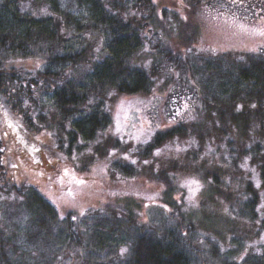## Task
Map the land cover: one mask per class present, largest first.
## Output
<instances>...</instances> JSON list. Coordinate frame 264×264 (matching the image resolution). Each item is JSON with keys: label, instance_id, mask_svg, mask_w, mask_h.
<instances>
[{"label": "trees", "instance_id": "obj_1", "mask_svg": "<svg viewBox=\"0 0 264 264\" xmlns=\"http://www.w3.org/2000/svg\"><path fill=\"white\" fill-rule=\"evenodd\" d=\"M45 1L52 12L35 16L11 0H0V115L13 125L15 139L26 151H33L29 146L33 142L37 143L36 150H51L35 135L43 128L56 131L52 133L54 148L65 150L68 156L73 150L82 151L78 159L83 164L76 165L80 169H86L96 156L114 150L111 153L118 155L113 164L119 173L163 183L158 200L161 207L142 220L140 213L126 203L121 207L89 208L73 219L71 213L60 215L35 186L4 182L0 189L15 191L17 200L30 212V224L18 238V233L7 232L0 223V264H264V243L259 251L241 256V244L221 251L216 240L199 233L210 225L195 223V215L175 199L176 185L169 168H152L146 163L155 149L175 133L189 131L198 139L213 136L209 133L220 134V139L228 143L233 130L246 135L249 121L263 122L262 51L192 54L164 46L158 49L163 60L154 57L147 68L133 63L131 57L142 48L147 23L158 19L152 0L129 1L127 7L139 9L144 16L123 11L125 5H118L116 0H79L86 7L85 16L61 9L56 0ZM208 2L226 15L264 20V0ZM12 57H37L42 64L35 68L15 66L7 63ZM169 68L176 73L169 78L173 82L166 97L168 106L202 111L203 116L213 119L211 125L202 118L186 128L185 123L175 120L132 152L121 138L106 133L101 140L111 123L103 98L106 93L145 92L154 75ZM91 100L94 103L90 108ZM46 102L50 108L43 112ZM12 114L18 115V121ZM47 116L51 118L45 122ZM263 126L259 123L257 127ZM258 143L238 153L247 156L252 152L261 162L263 147ZM229 149L222 161H232L237 151ZM126 154H132L135 161L127 160ZM136 165L141 166L140 171ZM216 166L205 173L214 189L206 191V198L219 192L224 178L219 164ZM2 173L4 170L0 176ZM255 198L246 208H252Z\"/></svg>", "mask_w": 264, "mask_h": 264}, {"label": "rangeland", "instance_id": "obj_2", "mask_svg": "<svg viewBox=\"0 0 264 264\" xmlns=\"http://www.w3.org/2000/svg\"><path fill=\"white\" fill-rule=\"evenodd\" d=\"M11 1L35 16H45L52 12L51 5L45 0ZM116 1L118 5H125L123 11L144 16V12L139 9L127 7L130 0ZM56 2L58 7L77 16L86 15V7L79 0ZM152 2L158 19H153L151 24L147 23L148 27L143 34H148L141 50L131 57L133 63L148 68L154 57L155 60H163L158 49L164 46L173 51H191L192 54L258 50L264 54V20L226 15L208 0ZM7 63L35 68L40 67L42 61L37 57H12ZM175 73L174 68H169L154 75L151 86L145 92L125 94L109 90L103 98L107 103L111 123L101 140L107 134L121 138L127 150L132 152L135 147L146 144L156 131L171 125L175 120L185 123L186 128L193 120L202 118L207 125H211L213 119L205 114L203 116L202 111L187 112L168 106L166 97L171 92L169 86L173 82L169 78ZM93 103V100L89 102L90 108ZM48 108L46 102L43 112H47ZM16 115L12 114L14 121L18 118ZM50 118L47 116L45 122ZM257 118L261 119L258 114ZM5 123L0 115V172L4 170L0 176V188H4V182L31 184L55 206L60 215L71 213L73 219L89 208H105L107 205L121 207L126 203L129 204L127 207L140 213L139 219L142 220L154 209L161 207L158 200L163 183L141 175L127 176L119 173L120 169H116L113 164L118 155L111 153L114 150H109L104 156H96L86 169H80L81 166H77L83 164V160L78 159L82 151L76 153L73 150L68 156L65 150H58L57 146L54 148L52 133L56 131L43 128L35 135L51 150H36L37 143L34 145L33 142L29 145L34 148L33 151H26L15 139L13 125L9 121ZM259 123L264 125L261 120L249 121L246 135L233 130L228 143L220 139V134L214 136L209 133L213 136L198 139L189 131L175 133L155 149L151 159L146 160L152 168H169L168 173L176 185L175 199L183 203L185 211L195 215V223L201 224L203 221L210 225H202L203 229L199 233L216 240L221 251L241 244V256L246 252L259 251L260 245L264 243V126L257 127ZM256 141L263 147L261 162L253 157L252 152H248L247 156L238 153L243 148L254 147ZM231 147L237 151L232 161H222V155L228 156ZM126 156L127 160L135 161L132 154ZM73 160L76 164H73ZM216 163L219 164V171L221 169L220 172H224V178L221 180L219 177V192L214 191L210 198H206V191L214 189L205 173L217 169ZM136 167L141 170L140 165ZM111 170L115 174H111ZM245 191L246 195H243ZM253 196H256L255 201L252 208L248 209L246 207L251 204ZM29 220L30 212L17 200L15 191L0 189V223L6 227L7 232L18 233L16 237L22 238V233L30 224Z\"/></svg>", "mask_w": 264, "mask_h": 264}]
</instances>
